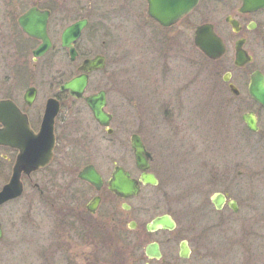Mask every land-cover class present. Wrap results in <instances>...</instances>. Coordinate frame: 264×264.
Masks as SVG:
<instances>
[{
	"label": "flooded vegetation",
	"instance_id": "1",
	"mask_svg": "<svg viewBox=\"0 0 264 264\" xmlns=\"http://www.w3.org/2000/svg\"><path fill=\"white\" fill-rule=\"evenodd\" d=\"M170 1V10H181L188 4L191 6L175 22L163 25L149 15L148 0H0V35L16 37L13 44L7 45L10 51V46H13L15 52L4 55L2 60L4 78L0 82V101H10L15 108H6V122L0 120V190L13 175L19 155L38 161L36 167L21 170V195L0 204V211L12 201L20 199L28 185L32 186L42 200L48 201L51 195L56 196L57 205L54 207L51 203L50 206L53 208L55 239L49 257L53 264H105L103 254L107 255L108 245L114 255L113 264H223L218 262L220 242L218 237L211 236V229H221L222 226L233 223L230 220L202 219L197 230L191 226L180 227L172 217L174 225L171 228L147 230L146 226L153 218L143 226L139 223L138 218L143 216L144 209L135 205L134 201L144 187L158 185L159 173H166V168L162 165L156 167L154 151L147 147L141 132L128 128L129 120H134L133 113L129 114V108L126 109V114L114 121L115 111H124L125 104L133 99L124 98L122 102H112L107 96L108 88L90 94H86L85 89L82 98L60 90L64 82L80 73L78 67L86 58L97 55L104 57V67L89 72L88 83L91 73L104 70L107 57L97 52L98 37L109 36L113 31H123L125 22L130 18L123 16V13L128 14L132 5L138 8V5L143 4L144 12L138 13L134 18L137 24L135 28L144 36L147 45V41L149 42V47L160 55L165 51L170 52L172 48L181 51L190 48L197 60L195 67L199 74L201 60L205 59L213 65L217 83L223 88V92L213 94L219 99L221 109L229 118L225 119L227 132L216 141V147L222 150L212 157L208 167L216 190L208 198L209 204L204 202L201 206L203 210L200 212L209 215L226 210L236 214L239 204L230 196L229 186L234 183L236 173L238 176L244 174L248 177L250 172L241 169L236 171L237 164L234 156H231L230 147L236 143L233 118L237 112H241L245 132L253 134L264 129V106L249 92L251 75L260 72L264 76V7H254L247 0ZM30 10H35L41 17L46 14L45 30L51 46L39 57L33 56V50L40 44V40L28 35L19 21ZM140 20L150 30L140 28ZM80 21H84V25L72 44L77 56L71 60L68 48L61 45V35L67 27ZM197 30L198 42L205 45L211 53L220 52L219 56L212 58L204 53L195 42ZM23 37L25 42L19 43ZM105 44L106 41L102 40L100 46ZM57 48L58 52L61 50L68 57L70 68L54 59H44ZM80 58V63L76 66V60ZM166 77V72L161 77L155 73L152 93L156 101L159 99L157 95L162 97V91L167 88ZM186 88L187 83L183 82L176 87L175 92H164L167 97L163 101L161 98L155 101L157 111L154 113L153 123L157 127L156 132L160 131L166 136L164 141L177 142L185 132L184 119L177 103L181 100L182 90ZM101 90L105 92L104 110L111 117V133H107V128L95 120L84 100L85 96ZM77 100L83 101L98 129L107 135H111L114 129L119 132L120 151L116 158L94 156L96 160H81L76 168L80 158L76 151L80 147H86L85 143L90 136L76 127V124L82 122L81 111L74 108ZM55 106L58 110L53 118L47 117V110L52 113ZM243 117L254 123H251L254 129L248 126ZM133 135L140 137L150 153L146 173L153 174L157 180L155 185L140 181L143 171L136 165L132 148ZM250 142L251 140H247L244 145L248 146ZM255 142L264 145V135ZM46 159L48 161L43 164ZM115 167H121L131 178L138 180L137 194L123 197L108 188V181ZM85 169H92L97 173L100 178L99 186L79 177ZM71 176L86 185L85 192L70 187L57 188L49 182L51 179H67ZM40 177L46 178L50 185L44 187ZM215 193L222 198L220 207H216L212 201ZM61 194L67 196L62 197ZM233 203L235 208L231 205ZM140 227H143L146 234L138 235ZM49 257L47 254L46 258ZM60 260L65 262L61 263ZM261 264H264V259Z\"/></svg>",
	"mask_w": 264,
	"mask_h": 264
},
{
	"label": "rangeland",
	"instance_id": "2",
	"mask_svg": "<svg viewBox=\"0 0 264 264\" xmlns=\"http://www.w3.org/2000/svg\"><path fill=\"white\" fill-rule=\"evenodd\" d=\"M144 9L143 4L138 5V8L132 5L128 14L123 13V16L130 17L123 26L124 32L118 30L119 32L113 31L109 36L98 37L97 52L106 55L107 64L104 70L91 73L85 92L90 94L108 88L107 96L112 102H122L124 98L133 99L132 103L129 101L125 104L124 111H115L114 121L126 114V109L129 108L131 111L127 112L133 113L135 121L131 118L128 128L141 132L147 147L154 151L156 167L162 165L166 168V173H159L158 185L144 187L134 201L135 205L144 209L143 216L138 221L143 226L155 216L169 214L180 227L191 226L197 230L202 219L230 220L233 223H228L221 229H211V236L218 237L220 242L218 262L261 264L264 259V145L255 141L261 139L264 129L253 134L245 132L241 112L235 114L233 128L236 143L230 147L231 156H234L237 164L236 171L241 169L250 172L248 177L244 174L238 176L236 173L234 183L229 186L230 196L238 201L239 210L236 214L226 210L209 215L201 214V206L204 202L209 204L208 198L216 190L208 169L212 157L222 150L216 147V141L228 129L227 125L225 127V119L229 115L221 109L219 99L213 94L223 92V88L218 85L213 65L209 61L201 60L200 74L198 73L195 65L198 63L190 48L182 51L172 48L170 52L165 51L160 55L149 47V42L147 41V45L144 36L135 28L137 24L134 18L138 13L142 14ZM141 27L150 30L140 20ZM133 28L135 29L132 30ZM15 38L0 35V82L4 78V55L15 52L13 46H10V51L7 45L13 44ZM23 39L24 37L19 43L23 44ZM102 40L106 41L104 46H100ZM44 59H54L70 68L68 57L61 50L58 52V48ZM80 60L81 58L76 60V66ZM165 72L167 88L162 91L164 97L157 95L161 101L167 97L164 92H175L176 87L183 82L187 83V88L182 90L181 100L177 103L185 130L177 142L164 141L166 136L160 131L156 132L157 127L153 123L159 99H154L152 81L154 82L155 73L161 77ZM74 108L81 111L82 119L76 127L90 135L85 143L86 147H80L76 151L81 158L78 159L76 168L81 160H96L94 156L116 158L120 151L119 132L114 129L111 135H107L98 129L83 101H75ZM247 140H251V144L245 146ZM83 148L86 149L81 152ZM39 179L44 187L50 185L46 178ZM49 182L57 188L70 187L82 192L86 189V185L73 176L53 181L51 179ZM48 198V201L42 200L32 186L28 185L20 199L12 201L0 211L3 231L0 239V264H53L49 257L55 239L53 208L50 206L53 203L55 207L58 200L54 195ZM144 234L143 227H140L138 235ZM113 257L108 245L107 255L103 254L104 263L113 264Z\"/></svg>",
	"mask_w": 264,
	"mask_h": 264
},
{
	"label": "water",
	"instance_id": "3",
	"mask_svg": "<svg viewBox=\"0 0 264 264\" xmlns=\"http://www.w3.org/2000/svg\"><path fill=\"white\" fill-rule=\"evenodd\" d=\"M247 2H249L254 7H264V0H247ZM171 3L172 2L170 0H148V13L161 24L169 25L175 22L178 16L188 11L191 6V4H188V6L183 7L181 10H172V8L170 10ZM19 21L28 35L40 40V44L33 50V56H42L51 46L50 39L45 30L46 14L41 17L35 10H30L27 14L22 16ZM83 25L84 21L77 22L67 27L61 35V45L68 48L69 58L71 60H74L77 56V52L72 44L79 37ZM197 33L198 30L195 33V42L200 46L204 53L212 58L219 56L220 52L211 53L205 45H202L198 42ZM103 67L104 57L101 55L84 59L78 67L80 73L64 82L60 86V90H66L70 93V95L76 98H82L88 84V73ZM249 92L257 102L264 106V76L260 72H254L251 75ZM84 100L91 110L95 120L100 125L107 128V133H111V129H109L111 117L104 110L105 92L101 90L93 95L85 96ZM8 107L14 106L10 101H0V120L5 122L6 119L4 118V112ZM57 108L58 107L55 106L52 113L47 110V117L53 118L54 114L58 110ZM243 118L248 123V126L254 129V125H251V123H254L250 122V120H248L246 117ZM132 148L134 149L136 165L143 171L140 181L144 184H157V180L153 174L146 173L149 167L148 160L150 153L145 149L138 135L132 136ZM47 161L48 159H46L43 164H45ZM37 162V159L30 160L29 156L26 158L19 155L14 167L13 175L11 176L9 182L5 184L0 190V204L21 195L22 184L19 179L20 172L21 170H30L31 168L36 167L38 165ZM79 177L96 185V187L100 184L99 176L92 169L83 170L79 174ZM108 188L118 195L129 197L138 193L139 183L138 180L131 178L129 173L124 171L121 167H115L112 177L108 181ZM212 201L216 207H220L222 198L219 194L215 193L212 196ZM231 205L234 207V203ZM173 225V219L171 216L168 214H163L153 218L151 222L147 224L146 228L147 230H155L160 227L171 228ZM1 237L2 230L0 226V238Z\"/></svg>",
	"mask_w": 264,
	"mask_h": 264
}]
</instances>
